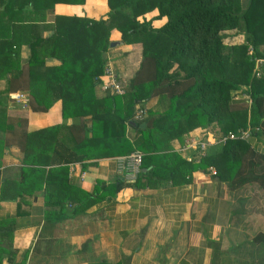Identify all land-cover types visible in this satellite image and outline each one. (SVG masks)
<instances>
[{"label": "trees", "instance_id": "16d2710c", "mask_svg": "<svg viewBox=\"0 0 264 264\" xmlns=\"http://www.w3.org/2000/svg\"><path fill=\"white\" fill-rule=\"evenodd\" d=\"M85 1L25 0L0 5V70L9 68L10 73L4 92L16 83L28 91L33 111H46L60 100L62 117L78 119L27 132V112L7 110L0 100V154L4 146L16 144L24 152L23 165L37 166L38 155L47 151L43 142L58 136L51 147L58 155L44 162L49 166L47 174L29 168L35 177L44 175L48 191L56 171L53 164L141 153L135 179L98 181L93 194L82 192L76 198L80 204L75 211L111 197L124 186L144 188L167 180L187 183L193 171L213 168L240 205L234 215L251 207L264 217V150L254 147L250 139L212 144L199 161L181 158L171 144L183 141L198 127L211 129L214 136L250 128V138L264 142V0H106L109 10L104 17L58 14L49 36L37 33L35 22L43 18L36 15H44L57 3ZM24 10L34 16L10 17ZM152 11L156 14L148 19L146 14ZM162 17L165 23L153 27L152 20ZM14 32L20 36L13 37ZM114 32L120 34L117 41L111 39ZM239 36L243 42L234 43ZM22 42L29 48L24 61L19 58ZM112 42L138 44L142 60L123 94L97 97L95 86L104 80V54ZM50 59L58 63L48 65ZM258 59L262 62L256 65ZM152 97H158L162 108L134 120L136 105ZM128 126L139 136L130 138ZM27 170L21 167V180L14 186L27 185ZM0 189H5L4 183ZM251 243L264 246V232L257 231ZM2 253L0 247V264H25L14 263Z\"/></svg>", "mask_w": 264, "mask_h": 264}, {"label": "crops", "instance_id": "0c3cea01", "mask_svg": "<svg viewBox=\"0 0 264 264\" xmlns=\"http://www.w3.org/2000/svg\"><path fill=\"white\" fill-rule=\"evenodd\" d=\"M9 1L25 2L0 0V5ZM108 10L106 0H86L82 5L57 3L44 15H36L43 18L35 22L36 30L42 37L49 36L50 25L58 14L98 19ZM27 16L34 14L24 10L10 17ZM165 21V17L152 20V26L160 27ZM13 34L20 36L19 32ZM119 37L114 32L111 39L117 41ZM28 54L29 48L22 42L19 58L24 61ZM135 54L133 47L118 42L104 55L115 74L128 81L138 68ZM57 63L55 59L47 60L48 65ZM9 77V68L0 70V100L7 110L27 112V132L78 121L62 117L60 100L46 111H33L28 91L18 84L9 93L4 92ZM95 94L105 95L100 85L95 86ZM137 105L146 111L162 108L158 97ZM208 130L211 129L198 127L186 134L183 141L173 140V151L190 161L196 151L187 145L188 141L202 139ZM127 134L132 139L139 136L129 126ZM55 138L59 137L43 142L47 151L38 155L41 162L37 166L23 165L24 152L18 145L2 148L0 188L4 183L5 189H0L4 197L0 199V247L5 258L10 257L14 263L23 260L25 264H264V246L251 243L257 231L264 232V217L251 207L241 208L243 214L234 215L240 205L226 182L215 177V170L193 171L187 183L172 184L167 180L144 188L124 186L111 197L75 211L80 204L76 198L82 192L93 194L98 181L111 184L119 178L127 180L123 165L129 154L53 164L56 171L50 177L47 191L44 175L41 179L35 177L34 170L29 168L43 169V174H47L49 166L45 160L58 155L51 150ZM250 141L264 150L262 138L252 137ZM60 166L67 169L58 170ZM21 167H28L27 185L23 189L14 186L21 180ZM40 181L42 184L38 186Z\"/></svg>", "mask_w": 264, "mask_h": 264}, {"label": "built area", "instance_id": "2783aa9c", "mask_svg": "<svg viewBox=\"0 0 264 264\" xmlns=\"http://www.w3.org/2000/svg\"><path fill=\"white\" fill-rule=\"evenodd\" d=\"M262 60L258 59L256 60V65L260 64ZM257 75H259V72H257ZM103 82L100 84L101 91L104 94H123L125 92V87H126V81L122 80V78L117 76L113 69L106 64L105 69H104V77H103ZM245 98L247 99L248 103H251V99L249 95H246ZM147 114V111L145 108L141 106H136V111L133 116V119L136 121L142 120ZM258 128H255L257 130ZM208 134L205 132V135L202 139L200 140H194L191 139L188 141V146L193 147L194 150L196 151V155L190 157L192 161H199V159L205 155L206 150L208 146L212 144H217V143H223L228 139H250L251 136V129H241L238 130L237 132L229 133L226 136H214L213 135V141L212 139L208 138ZM140 164H141V153L138 151H134L130 153L126 157V161L124 162V169H126V174L127 180H132L135 179L136 176L140 173ZM210 170L214 171L213 168H209ZM215 173V171H214Z\"/></svg>", "mask_w": 264, "mask_h": 264}, {"label": "rangeland", "instance_id": "374dc122", "mask_svg": "<svg viewBox=\"0 0 264 264\" xmlns=\"http://www.w3.org/2000/svg\"><path fill=\"white\" fill-rule=\"evenodd\" d=\"M244 2H245V0H243ZM156 11H152V12H150V13H147L146 14V17H153L155 14ZM234 43H242L243 42V36H239V37H236V38H234L233 40H232ZM128 45H130V47H133L134 48V50L136 51V54H135V59L137 60H139V64H138V68H139V65H140V62H141V60H142V55H141V52H139V49H138V47H140L138 44H128ZM138 53V54H137ZM137 68V69H138ZM136 69V70H137ZM240 92V91H239ZM240 95H242V98L243 99H246L245 98V96H246V94L244 93V92H242ZM146 117V116H145ZM208 132V133H207ZM214 132V131H213ZM213 132H209V131H206V133L209 135L208 136V138H210V139H212V141H213Z\"/></svg>", "mask_w": 264, "mask_h": 264}, {"label": "water", "instance_id": "95a60500", "mask_svg": "<svg viewBox=\"0 0 264 264\" xmlns=\"http://www.w3.org/2000/svg\"><path fill=\"white\" fill-rule=\"evenodd\" d=\"M117 44H118V42H112V43L110 44V46H115V45H117ZM140 127L144 128V127H145V123H142V124L140 125Z\"/></svg>", "mask_w": 264, "mask_h": 264}]
</instances>
